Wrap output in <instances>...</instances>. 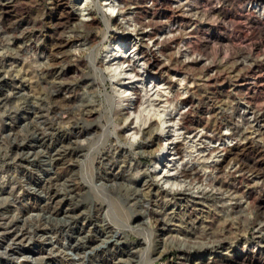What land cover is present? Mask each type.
<instances>
[{"label": "rangeland", "instance_id": "rangeland-1", "mask_svg": "<svg viewBox=\"0 0 264 264\" xmlns=\"http://www.w3.org/2000/svg\"><path fill=\"white\" fill-rule=\"evenodd\" d=\"M0 264H264V0H0Z\"/></svg>", "mask_w": 264, "mask_h": 264}, {"label": "bare ground", "instance_id": "bare-ground-1", "mask_svg": "<svg viewBox=\"0 0 264 264\" xmlns=\"http://www.w3.org/2000/svg\"><path fill=\"white\" fill-rule=\"evenodd\" d=\"M123 56H124V55H121V56H119V58H122ZM126 56H127V54H126ZM121 74H122V76L127 77V78H126L127 80H130V79H131L132 74H131L129 71H124V72H122ZM129 90H130V88H128V89L126 90V93H128V95H130V97H131L133 94H132V92H130ZM133 96H134V95H133ZM133 96H132V97H133ZM132 97H131V98H132ZM165 124H169V121L167 120V121L165 122ZM167 129H168V126L165 127L164 131L167 132ZM169 140H170V139H169ZM168 152H169V151H168ZM168 152L166 151V153H165L164 155L167 156ZM164 155H163V156H164ZM163 156H162V157H163ZM162 157H161V158H162ZM167 159H168V158H167ZM160 167H161V169L164 168L163 166H161V161L157 163L155 170L158 169V168H160Z\"/></svg>", "mask_w": 264, "mask_h": 264}]
</instances>
